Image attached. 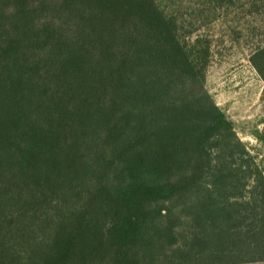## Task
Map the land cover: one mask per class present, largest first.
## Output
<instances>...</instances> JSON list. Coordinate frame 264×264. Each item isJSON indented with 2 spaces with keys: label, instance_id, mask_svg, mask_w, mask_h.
I'll return each instance as SVG.
<instances>
[{
  "label": "trees",
  "instance_id": "1",
  "mask_svg": "<svg viewBox=\"0 0 264 264\" xmlns=\"http://www.w3.org/2000/svg\"><path fill=\"white\" fill-rule=\"evenodd\" d=\"M186 37L160 0H0V264L264 263L260 132Z\"/></svg>",
  "mask_w": 264,
  "mask_h": 264
},
{
  "label": "rangeland",
  "instance_id": "2",
  "mask_svg": "<svg viewBox=\"0 0 264 264\" xmlns=\"http://www.w3.org/2000/svg\"><path fill=\"white\" fill-rule=\"evenodd\" d=\"M160 1L188 43L199 39L209 45L206 87L238 125L257 127L261 137L241 129L238 136L264 169V82L249 62L252 52L264 46V17L243 0Z\"/></svg>",
  "mask_w": 264,
  "mask_h": 264
}]
</instances>
